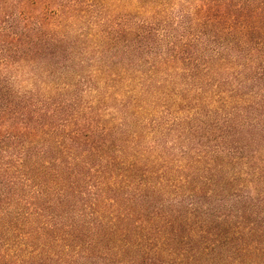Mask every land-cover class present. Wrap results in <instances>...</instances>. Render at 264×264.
I'll list each match as a JSON object with an SVG mask.
<instances>
[{
    "label": "trees",
    "instance_id": "1",
    "mask_svg": "<svg viewBox=\"0 0 264 264\" xmlns=\"http://www.w3.org/2000/svg\"><path fill=\"white\" fill-rule=\"evenodd\" d=\"M0 264H264V0H0Z\"/></svg>",
    "mask_w": 264,
    "mask_h": 264
}]
</instances>
